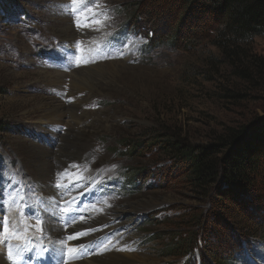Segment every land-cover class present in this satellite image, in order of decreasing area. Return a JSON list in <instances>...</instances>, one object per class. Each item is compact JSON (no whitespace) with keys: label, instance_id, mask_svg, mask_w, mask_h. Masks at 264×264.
<instances>
[{"label":"rangeland","instance_id":"1","mask_svg":"<svg viewBox=\"0 0 264 264\" xmlns=\"http://www.w3.org/2000/svg\"><path fill=\"white\" fill-rule=\"evenodd\" d=\"M175 5L0 0V207L4 198L20 205L24 211L14 207L13 223L21 230L27 224L41 239L49 207L37 203L45 189L38 170L49 161L54 170L44 184L57 195L65 190L75 197L92 187L85 213L54 217L91 240L84 249L104 242V257L125 244L132 264H219L216 254L226 251L224 264H264V185L233 187L219 179L195 188L167 153L145 146L132 154L124 147L154 134L221 145L230 131L264 117V68H255L264 61V36L249 40L250 78H237L199 29L186 30L191 21L186 29L177 22ZM99 26L101 37L85 38ZM56 73L64 74L58 85ZM58 105L71 106L75 116L50 124L46 117ZM137 172L136 186L124 188ZM70 182L79 184L66 189ZM2 220L9 230L4 212ZM100 229L106 231L99 235ZM178 241L193 243L192 251L168 256ZM50 256L42 264L61 263Z\"/></svg>","mask_w":264,"mask_h":264},{"label":"trees","instance_id":"2","mask_svg":"<svg viewBox=\"0 0 264 264\" xmlns=\"http://www.w3.org/2000/svg\"><path fill=\"white\" fill-rule=\"evenodd\" d=\"M174 2L177 11V22L188 24L187 31L199 29L201 35L221 54L222 62L231 70L237 78L249 79L250 70L245 66H252L253 61L249 54V40L255 36H264V0H170ZM143 16V13L140 12ZM142 16H139L140 19ZM140 20H137L138 25ZM192 28V29H191ZM153 38V33H151ZM255 65V63H254ZM254 68V67H253ZM255 68L261 72L264 68V61L257 60ZM255 123V124H253ZM245 128L230 131L228 139L218 144H211L209 147L192 145L185 139L174 136L154 134L147 135L141 144H126V150L131 153L136 149L141 150L145 146L156 148L167 153L175 165H181V174L191 186L202 189L222 179L229 186L256 184L264 185V118L256 120ZM253 124V125H252ZM252 125V126H251ZM250 127V128H249ZM2 126L0 124V130ZM236 150L226 158L233 142L244 132ZM251 131V132H250ZM222 148V149H221ZM221 150H224L222 156ZM138 152V151H137ZM220 153V154H219ZM139 173H134L126 181L130 187L136 186V179ZM131 182V183H129ZM181 241L173 245L175 248L168 256H184L190 254L192 248L187 243L182 245ZM222 247V246H220ZM223 248V247H222ZM220 248L219 250H222ZM204 252L210 251L203 248ZM179 252L180 255H179ZM212 253V252H211ZM216 254L217 262L224 264L221 254ZM212 256V255H211ZM228 258V257H227ZM222 260V261H221Z\"/></svg>","mask_w":264,"mask_h":264},{"label":"bare ground","instance_id":"3","mask_svg":"<svg viewBox=\"0 0 264 264\" xmlns=\"http://www.w3.org/2000/svg\"><path fill=\"white\" fill-rule=\"evenodd\" d=\"M88 26L90 25L88 24ZM88 26H85V27L88 28ZM101 33H102V26H99L97 28L96 33H89V34L87 33L85 38H87L90 35H93L94 37L98 38V36H100ZM73 38H76V36H74ZM63 77H64L63 73L58 74V76L56 75L53 78L54 79L53 84L54 85L61 84V82L63 81ZM67 98L73 99L74 96L72 94L70 95L68 94ZM73 106H75V104ZM58 107H59L58 109L55 108V110H52L50 113H48V116L46 117V120L50 124L59 125L64 121L65 118H73L75 116L74 115L75 112L73 111L72 108H70L71 106L66 107L63 105L61 106L58 105ZM59 110H61L62 112L57 115V112ZM67 111L68 113H66ZM55 158H56V155H55ZM53 170L54 169L52 167V164H50L49 161L43 162L42 167L38 170V174L40 173L39 175H41L38 177V180L41 182L40 185L42 184L45 187V189L42 191L40 190L41 196L39 197L37 203L39 204V206L48 205L49 207V209H47L46 211L48 215L45 213V216H44L46 227H45V230H43L44 233L41 239H40L41 236L38 238V235L36 236L35 234H33V232H31V230H29L30 228L26 226L27 224L24 225L23 229L21 230L20 228H18L16 224L13 223L15 221V219L12 217L13 215L12 211L14 210V207L19 206L18 209L20 210V212H23L24 209L20 205L15 206L13 200L4 198L3 203H5V206L1 204L0 213L4 212L7 215V218H9L11 225L8 230L9 233L6 236L5 235L2 236L1 235L2 233H0V264H42L40 258L45 257L46 252H49V251L51 253L50 257L53 260H59V262H61L62 264H132L133 258L128 255L129 253L127 252V249H125V244H120L119 245L120 247L117 246L120 248L119 251L121 252L112 251L110 252L111 254L109 256L105 254V256L102 257L101 253H96V254L92 253L86 259H82V257L81 258L75 257L77 249L81 247L84 243L91 241V240H87L85 237H83L84 234L77 233L78 231H75V230L69 231L67 228L65 227L63 228L62 226L58 225L57 222H55L54 220L55 216L58 219L62 218V220L68 217L67 208L65 207V202L70 197H72L73 194H66L64 190L61 192L60 195H57L52 187L48 186L47 184H44V181L48 182V178L50 177L49 174H51V171ZM25 203H26L25 200L21 201V204H25ZM24 214L27 215V217L28 216L31 217L32 220L36 218L34 215L35 214L34 212H30L26 210ZM15 215H17L16 212H15ZM105 231L106 230L102 229L99 235L103 234L102 232H105ZM43 239L46 240L48 244L44 243L45 241H42ZM123 248L125 250L124 252L123 250H121ZM69 249H73V251H69ZM30 251H31V254H30ZM33 252H34V255H33ZM120 254H124V255H120ZM27 260L28 261L31 260L33 262H28ZM43 264H48V263H43Z\"/></svg>","mask_w":264,"mask_h":264},{"label":"water","instance_id":"4","mask_svg":"<svg viewBox=\"0 0 264 264\" xmlns=\"http://www.w3.org/2000/svg\"><path fill=\"white\" fill-rule=\"evenodd\" d=\"M262 118H264V117H262ZM262 118H260V119H262ZM259 119V120H260ZM253 124H255V123H253ZM252 124V125H253ZM251 125V126H252ZM250 128V127H249ZM247 130V129H246ZM246 130H245V132L235 141V142H233V144H232V146H231V148H230V150H229V152L227 153V155H226V158H229V156L231 155V153L232 152H234L235 150H236V148H237V146L239 145V143L241 142V140L244 138V136H245V134H247V132H246Z\"/></svg>","mask_w":264,"mask_h":264},{"label":"snow or ice","instance_id":"5","mask_svg":"<svg viewBox=\"0 0 264 264\" xmlns=\"http://www.w3.org/2000/svg\"><path fill=\"white\" fill-rule=\"evenodd\" d=\"M78 2H79V0H72V3H73V4H76V3H78ZM75 11H76V9L74 8V9H73V12H75ZM88 11H92V9L89 8ZM96 22L99 23V21H96ZM77 26L79 27V26H81V25L78 23ZM85 26H86V25H85ZM0 224H3V225H4V227H3V232H4V233H7V232H8V227H7L6 220H2V221H0ZM69 251H73V249H69Z\"/></svg>","mask_w":264,"mask_h":264},{"label":"clouds","instance_id":"6","mask_svg":"<svg viewBox=\"0 0 264 264\" xmlns=\"http://www.w3.org/2000/svg\"><path fill=\"white\" fill-rule=\"evenodd\" d=\"M123 185H124V183H123ZM97 253V252H96ZM94 254V253H93Z\"/></svg>","mask_w":264,"mask_h":264}]
</instances>
